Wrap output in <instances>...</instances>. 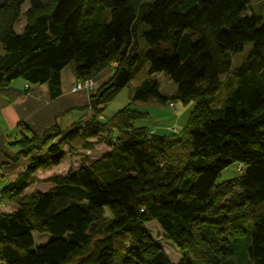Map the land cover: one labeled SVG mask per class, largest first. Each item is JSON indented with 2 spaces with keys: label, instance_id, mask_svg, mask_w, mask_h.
<instances>
[{
  "label": "trees",
  "instance_id": "16d2710c",
  "mask_svg": "<svg viewBox=\"0 0 264 264\" xmlns=\"http://www.w3.org/2000/svg\"><path fill=\"white\" fill-rule=\"evenodd\" d=\"M251 1L0 0L8 102L20 94L10 87L16 79L47 84L53 99L65 67L80 82L114 63L90 97L89 121L16 143L18 156L39 155L0 189V204L16 206L0 212V264H173L145 227L152 220L178 264H264V17L247 13ZM247 45L232 68L229 55ZM156 74L175 84L172 93L160 92ZM127 86L131 103L100 119ZM148 102L193 107L182 131L162 136L136 125L148 115L131 105ZM101 135L108 152L23 193L38 169L59 165L64 147L89 150ZM234 163L241 174L218 183ZM33 233L49 239L36 244Z\"/></svg>",
  "mask_w": 264,
  "mask_h": 264
},
{
  "label": "crops",
  "instance_id": "0c3cea01",
  "mask_svg": "<svg viewBox=\"0 0 264 264\" xmlns=\"http://www.w3.org/2000/svg\"><path fill=\"white\" fill-rule=\"evenodd\" d=\"M22 28L23 26L21 30ZM144 67L145 69L148 68V63H144ZM113 73V64L111 63L92 75L93 86L91 88L75 91L72 89V86L78 80L74 77L72 66H67L60 73L61 93L53 99L50 97L47 84L28 86L23 81L14 85H12L13 82L11 83V89L20 92V94L11 102L7 101L5 95H0V189L11 184L27 168L30 161L39 155L37 152H34L27 157L18 156L19 147L16 143L23 136L41 137L45 130L52 127L56 128V131L52 134L56 133L60 137L75 128L77 124L89 121L92 116L89 106L90 97L111 79ZM156 75L153 76L154 82H156ZM129 88L128 86L124 87L116 94L106 105V109L100 119L103 121L110 119L119 110L131 103L129 100ZM149 104L160 105V103L148 102L134 103L131 107H143ZM165 104L171 105L170 103ZM142 112L146 113L149 118V112L145 110ZM20 127H23V129H20ZM150 131L158 135L170 136L169 132L165 133L166 130L162 133H159L156 128L150 129ZM102 139V135L98 138L90 139L91 142H94L93 148L81 151L84 154H88L99 150L100 155L108 152L109 148L102 142ZM45 151L46 149L43 150V152ZM63 152L67 153L68 148L64 147ZM62 160L59 165L52 166V168L61 166ZM60 172V170H57L54 174H63ZM36 175L37 172L34 173L35 177ZM46 178L39 179L44 180ZM31 186L33 185H30L26 189ZM14 209L15 205L11 204L8 212Z\"/></svg>",
  "mask_w": 264,
  "mask_h": 264
},
{
  "label": "rangeland",
  "instance_id": "374dc122",
  "mask_svg": "<svg viewBox=\"0 0 264 264\" xmlns=\"http://www.w3.org/2000/svg\"><path fill=\"white\" fill-rule=\"evenodd\" d=\"M27 5L28 4L26 3L22 7L23 16L19 17L17 23L15 24L14 30L17 33L21 31V27L24 25V22H25L24 16H25V11L28 7ZM247 13L257 14V15H261L262 17H264V0H252L248 6ZM249 49H250V45H247L244 47L242 52L229 55L232 61V68H235L236 66L240 64V62L246 57ZM112 64L114 65V63ZM226 78H227L226 75L221 76V79L223 81H225ZM20 81L22 82L21 79H16L13 81L12 85L17 84ZM83 81H80V82H83ZM155 81L157 82L161 93H172L175 89V84L163 74L156 75ZM74 84L72 86V89L75 91L80 90V89H77V90L74 89ZM221 93L222 92H219L218 99H221V96H222ZM217 106H219V100H217V102L213 104V107H217ZM143 107H146V108H143ZM143 107L135 106V109L140 110V111L145 110L149 112L150 116L148 119L137 121L136 125L146 126L149 129L156 128L159 133H162L164 130H166L165 133H167L173 129L177 131H182L185 128L189 113L193 105L191 103L187 104L186 106L180 103H176L175 106L174 105L168 106L167 104L165 105L160 104L156 106L154 104H149L148 106H143ZM54 132L55 131L47 132L46 135L52 136V137L58 135L56 133L52 134ZM46 135L44 137H46ZM76 147L77 148H73L72 150L65 153V157L62 160L61 166H58L57 168H52V166L47 165V167L43 170L38 169L36 171L37 175L34 179L36 182L33 184V186L26 189L23 193L30 194V193H34L37 191H45L49 187V185L46 183H43V180H40L39 178L49 177L52 174H54L57 170H60L61 171L60 173H65L68 169H77L83 163L93 161L100 155L99 150L92 151L91 153H88V154H84L81 151L82 150L81 148H78V146ZM177 153L181 157H183V155L185 154L183 149L178 150ZM239 174H241V172L238 170V164L236 163L231 164L227 168L221 171L217 179V182L219 183V182L225 181ZM9 204L15 205L14 203H11V202H4V204H0V212H8V208H10ZM145 227L148 229L152 237L160 243L168 259L170 260V262H172L173 264H178V261L180 259V254L177 248L172 243H170L168 240L165 239L164 233L161 230L160 226L157 224V222L153 220L148 221L145 223ZM32 237L36 244L45 243L49 239L47 234L33 233Z\"/></svg>",
  "mask_w": 264,
  "mask_h": 264
},
{
  "label": "built area",
  "instance_id": "2783aa9c",
  "mask_svg": "<svg viewBox=\"0 0 264 264\" xmlns=\"http://www.w3.org/2000/svg\"><path fill=\"white\" fill-rule=\"evenodd\" d=\"M93 86V80L92 79H86L83 82H77L74 84V89H86ZM176 131V130H175Z\"/></svg>",
  "mask_w": 264,
  "mask_h": 264
}]
</instances>
